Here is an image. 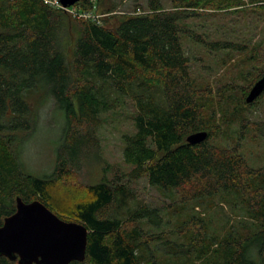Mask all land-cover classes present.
I'll return each instance as SVG.
<instances>
[{
	"label": "trees",
	"instance_id": "16d2710c",
	"mask_svg": "<svg viewBox=\"0 0 264 264\" xmlns=\"http://www.w3.org/2000/svg\"><path fill=\"white\" fill-rule=\"evenodd\" d=\"M100 2L80 0L71 7L81 5L79 13L90 11L92 17L74 19L78 37L75 61L70 62L64 41L73 25L65 18L70 16L66 10L44 0H0V226L16 212L18 197L26 203L38 200L63 217L49 205V190L62 179L71 158L90 142L84 125L128 97L135 109L134 132L124 138V160L132 167L128 178L145 177L153 187L173 190L183 204L201 207L206 200L220 198L246 217L218 236L209 235L207 224L194 214L184 229L192 233L191 246L199 248L196 254L178 251L166 241H161L162 250L174 256V264H264V168L248 162L240 143L233 147L212 143L218 131L213 116L204 117L202 103L209 91L197 88L182 41L188 37L202 42L187 19L201 16L202 10L242 8L245 0H170L169 9L163 0H148L147 10L111 15L103 24L93 15ZM250 5L264 9V0H250ZM208 47L235 46L215 42ZM263 75L264 71L244 90L245 108L264 101L263 92L252 104L246 102ZM40 90L54 98L67 124L59 164L45 178L25 174L13 146L16 136L33 129L37 111L27 94ZM75 97L80 99L81 118L73 109ZM202 131L209 134L203 143L186 141ZM75 136L83 140L72 147ZM88 191L93 199L75 206L77 222L89 231L87 256L84 262L71 264H162L152 250L154 238L145 229L148 223L156 224L155 209L143 205L123 219L118 208L128 195L126 187L103 179ZM0 264L18 262L1 257Z\"/></svg>",
	"mask_w": 264,
	"mask_h": 264
},
{
	"label": "rangeland",
	"instance_id": "374dc122",
	"mask_svg": "<svg viewBox=\"0 0 264 264\" xmlns=\"http://www.w3.org/2000/svg\"><path fill=\"white\" fill-rule=\"evenodd\" d=\"M44 1L46 3L47 0ZM100 1L93 14L100 24L111 15L122 17L148 7V0ZM245 4L242 8L228 11L202 10L201 16L186 20L202 42L188 37H183L182 41L197 88L209 91L210 97L202 103L204 117L213 116L218 131V135L211 139L212 143L220 147H233L240 143L248 162L255 168H264V101L258 100L256 106L248 109L243 104L244 90L250 88L264 71V9L250 5V0H245ZM163 5L169 9L170 0H163ZM79 6L64 9L71 16L65 17L68 24L73 25L64 41L70 62L75 61L78 37L74 19L88 20L92 17L90 11L79 13ZM215 42H230L235 47L230 50L210 49L208 44ZM27 100L33 103L36 118L30 132L16 136L14 151L25 174L45 178L55 172L59 151L66 144L65 114L45 90L29 92ZM73 109L81 118L78 97L74 99ZM134 112L132 100L123 98L114 109L101 112L97 121L84 125L83 132L90 142L71 158L62 179L49 190V205L63 216L61 219L77 222L75 206L93 199L88 186L103 179L118 183L129 190L128 195L120 199L118 216L127 219L143 205L155 209L156 224L145 225L149 237L154 238L152 250L163 260L162 264H166L163 263L165 259L170 260L168 264H174V256L162 250L164 243L161 241L175 246L178 251L189 250L196 254L195 250L199 248L191 246L192 233L184 229L190 216L195 214L203 219L208 234L218 236L224 235L231 224H237L246 217L232 203L220 198L206 200L201 207L194 202L183 204L176 192L153 187L145 177L130 180L128 174L132 167L124 160V138L134 132ZM244 123L245 127H242ZM82 140V137L75 136L71 146L79 145ZM114 210L115 206L107 209L106 213Z\"/></svg>",
	"mask_w": 264,
	"mask_h": 264
},
{
	"label": "water",
	"instance_id": "95a60500",
	"mask_svg": "<svg viewBox=\"0 0 264 264\" xmlns=\"http://www.w3.org/2000/svg\"><path fill=\"white\" fill-rule=\"evenodd\" d=\"M80 0H60L63 8ZM264 92V75L251 88L246 102L252 104ZM206 131L187 137L189 144L203 143ZM88 229L78 222L61 219L42 202L26 203L16 199V212L0 226V258L18 264H71L84 262L87 256Z\"/></svg>",
	"mask_w": 264,
	"mask_h": 264
},
{
	"label": "built area",
	"instance_id": "2783aa9c",
	"mask_svg": "<svg viewBox=\"0 0 264 264\" xmlns=\"http://www.w3.org/2000/svg\"><path fill=\"white\" fill-rule=\"evenodd\" d=\"M46 3H47V4H50V5H52V6H57V7H61V8H63V6H62L60 0H57L56 2H49V1L47 0ZM63 9H65V8H63ZM69 10H70V9H69ZM73 10H74V9H73ZM71 11H72V10H71ZM74 11H75V10H74ZM78 15H79V13H78Z\"/></svg>",
	"mask_w": 264,
	"mask_h": 264
}]
</instances>
